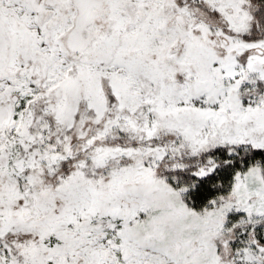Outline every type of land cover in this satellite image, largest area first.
Instances as JSON below:
<instances>
[{
    "label": "snow or ice",
    "instance_id": "obj_1",
    "mask_svg": "<svg viewBox=\"0 0 264 264\" xmlns=\"http://www.w3.org/2000/svg\"><path fill=\"white\" fill-rule=\"evenodd\" d=\"M0 264H264V0H0Z\"/></svg>",
    "mask_w": 264,
    "mask_h": 264
}]
</instances>
